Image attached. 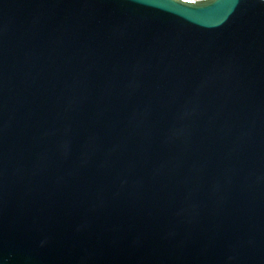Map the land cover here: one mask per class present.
Wrapping results in <instances>:
<instances>
[{
    "label": "water",
    "instance_id": "1",
    "mask_svg": "<svg viewBox=\"0 0 264 264\" xmlns=\"http://www.w3.org/2000/svg\"><path fill=\"white\" fill-rule=\"evenodd\" d=\"M0 264H264V0H0Z\"/></svg>",
    "mask_w": 264,
    "mask_h": 264
}]
</instances>
